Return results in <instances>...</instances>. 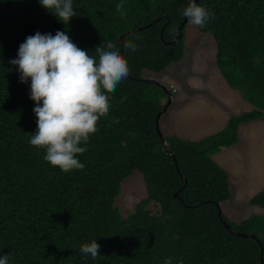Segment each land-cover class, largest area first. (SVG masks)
I'll list each match as a JSON object with an SVG mask.
<instances>
[{
    "label": "trees",
    "instance_id": "obj_1",
    "mask_svg": "<svg viewBox=\"0 0 264 264\" xmlns=\"http://www.w3.org/2000/svg\"><path fill=\"white\" fill-rule=\"evenodd\" d=\"M118 3L72 0L76 15L65 25L38 0H0V255L10 254L9 264H164L168 257L172 264H260L261 248L264 264V183L248 200L260 213L232 222L220 211L230 199L228 177L211 159L237 143L239 125L264 117V0L195 2L214 14L195 28L212 38L219 76L251 108L199 141L158 129L159 137L154 119L166 93L137 81L183 59L188 20L173 39L189 0H123V16ZM57 31L92 56L112 41L130 69L107 93L110 109L97 132L81 145L84 168L67 173L30 146L36 129L30 80L21 83L9 63L26 37ZM129 40L136 51L123 47ZM136 173L145 198L122 216L115 198ZM92 240L100 255L82 258L79 246Z\"/></svg>",
    "mask_w": 264,
    "mask_h": 264
},
{
    "label": "clouds",
    "instance_id": "obj_2",
    "mask_svg": "<svg viewBox=\"0 0 264 264\" xmlns=\"http://www.w3.org/2000/svg\"><path fill=\"white\" fill-rule=\"evenodd\" d=\"M38 2L65 25L76 15L72 0ZM116 11L126 15L123 0L116 5ZM181 14L189 24L200 28L214 18V14L194 0H189ZM123 47L134 52L138 45L129 40ZM94 51L96 56L89 55L62 31L55 35L36 32L25 38L17 57L9 61L17 66L21 83L30 80L29 98L36 105L32 110L36 129L29 144L42 149L43 160L65 173L84 168L77 158L87 151L81 145H87L98 130L99 119L108 114L107 93L115 92L130 72L126 59L112 41L105 40ZM78 249L82 258L90 256L95 260L100 255V245L95 240L81 244ZM9 259L10 254L0 255V264H9ZM164 264H172V258H166Z\"/></svg>",
    "mask_w": 264,
    "mask_h": 264
},
{
    "label": "rangeland",
    "instance_id": "obj_3",
    "mask_svg": "<svg viewBox=\"0 0 264 264\" xmlns=\"http://www.w3.org/2000/svg\"><path fill=\"white\" fill-rule=\"evenodd\" d=\"M183 36V59L161 73H144L143 78L172 91L170 103L158 120L161 133L199 141L219 132L229 118L251 108L219 76L212 38L189 23ZM211 159L228 177L230 199L220 205L222 214L235 223L259 214L260 209L249 206L248 200L264 181V117L239 125L237 143L221 149ZM144 198V185L136 173L121 182L114 206L126 216ZM147 209L154 213L157 207L150 204Z\"/></svg>",
    "mask_w": 264,
    "mask_h": 264
},
{
    "label": "water",
    "instance_id": "obj_4",
    "mask_svg": "<svg viewBox=\"0 0 264 264\" xmlns=\"http://www.w3.org/2000/svg\"><path fill=\"white\" fill-rule=\"evenodd\" d=\"M196 1H197V0H194V2H196ZM186 20H187V18L183 16V18H182L180 24L178 25L177 33H176V35H175L173 41H175V40H177V39L180 38V36H181V30H182L184 24L186 23ZM152 23H154V21H153ZM141 29H142V28H141ZM160 34H161V31H160L159 35H160ZM119 40L121 41V38H119ZM121 47H122V44H121L120 48H121ZM119 53L121 54V49H120ZM137 81L142 82V83H150V84H153V85H155V86L162 87V89H163L164 92L166 93V103H165V105L163 106V108L161 109V111L158 112V113L156 114L155 119H154L155 129L157 130L158 136L161 137V134H160V132L158 131V119H159V117L161 116V114L165 112V110L167 109V107H168V105H169V102H170L169 94L167 93V90H166L162 85H160L158 82H156V81H154V80L145 79V78H139V79H137ZM162 144L164 145V141H162ZM221 222H222V221H221ZM222 224H223V226H224V228H225L226 230H229V229H228V226H227L226 224H224L223 222H222ZM232 234H234V235H236V236H238V237H242V238L249 236V235H247V234H242V233H232ZM250 237H252V235H251ZM261 253H262V249L260 248V257H259V261H260V264H263Z\"/></svg>",
    "mask_w": 264,
    "mask_h": 264
},
{
    "label": "crops",
    "instance_id": "obj_5",
    "mask_svg": "<svg viewBox=\"0 0 264 264\" xmlns=\"http://www.w3.org/2000/svg\"><path fill=\"white\" fill-rule=\"evenodd\" d=\"M226 173V172H225ZM263 186V185H262ZM229 188V187H228ZM262 188V187H261Z\"/></svg>",
    "mask_w": 264,
    "mask_h": 264
}]
</instances>
